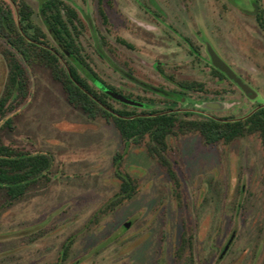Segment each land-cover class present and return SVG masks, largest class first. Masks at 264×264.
I'll use <instances>...</instances> for the list:
<instances>
[{
	"label": "rangeland",
	"instance_id": "374dc122",
	"mask_svg": "<svg viewBox=\"0 0 264 264\" xmlns=\"http://www.w3.org/2000/svg\"><path fill=\"white\" fill-rule=\"evenodd\" d=\"M146 1L71 0L84 23L82 43L103 80L126 94L146 96L119 72L132 69L138 80L170 90L173 85L155 68L161 63L179 77L204 82L208 100H216L205 107L195 104L202 103L205 95L194 94L192 107L218 117L242 116L253 103L231 84L212 79L210 44L238 77L260 92L259 101L264 102V32L255 23L251 4L264 5V0H155L160 10L154 11L168 14L167 23L144 13L141 3ZM27 2L35 11V21L44 26L39 0ZM101 7L108 23L100 15ZM173 24L194 39L198 59L169 28ZM96 40L105 41V58ZM7 73L0 54V95ZM28 73L30 97L0 135L8 145L51 155L53 166L46 178L11 206L7 191L0 189V264H178L173 256L184 228L195 237L199 257L194 263L217 264L226 233L245 218L250 222L244 237L221 264H230L243 248L253 250L255 214L246 210L238 218L234 208L240 199L245 208L255 204L253 193H262L264 147L258 136L230 146L207 144L199 134L170 137L167 155L181 187L176 193L167 170L149 155L145 143L126 145L112 122L90 118L72 107L48 68L36 66ZM118 173L136 180L137 194L113 211L101 213L120 192ZM242 190L248 193L245 198L239 195ZM129 224L131 228H125ZM206 242L209 250L202 255ZM66 248L69 253L63 262ZM241 264H256V260L246 255Z\"/></svg>",
	"mask_w": 264,
	"mask_h": 264
},
{
	"label": "trees",
	"instance_id": "16d2710c",
	"mask_svg": "<svg viewBox=\"0 0 264 264\" xmlns=\"http://www.w3.org/2000/svg\"><path fill=\"white\" fill-rule=\"evenodd\" d=\"M102 14L107 23L105 13ZM34 15L35 11L27 0H0V54L8 68L4 90L0 95V133L11 127L12 115L30 97L31 79L28 69L40 66L48 68L54 80L62 85L72 107L82 110L90 118L101 117L112 122L126 145L142 146L148 140L150 155L167 170L176 186H179V180L166 154L167 141L172 136L199 134L208 144H231L256 135L264 146V109L238 121H220L206 117L190 119V113L138 115L137 109L116 101L100 87L102 85L129 100L144 103L103 81L87 63L77 40L81 33V21L76 8L67 0H40V16L44 26L35 21ZM51 37L64 47L63 51L52 47ZM61 58L67 63L72 77L79 85L73 81ZM181 85L192 88V84ZM195 86L199 90L204 89L203 84L196 83ZM179 101L180 98L171 99L174 103ZM171 109L169 107L154 113ZM115 161L119 163L118 158ZM52 166L51 155L28 152L8 145L0 135V189L7 191L9 206L26 196L33 186L46 178ZM117 177L121 182L120 192L101 213L113 211L137 194L138 186L133 177L123 176L121 173Z\"/></svg>",
	"mask_w": 264,
	"mask_h": 264
},
{
	"label": "flooded vegetation",
	"instance_id": "af4514ba",
	"mask_svg": "<svg viewBox=\"0 0 264 264\" xmlns=\"http://www.w3.org/2000/svg\"><path fill=\"white\" fill-rule=\"evenodd\" d=\"M67 2L71 6H73L71 4V0H67ZM141 4H142L141 8L144 10V13L147 16H154V17L160 19L161 21L167 23V19L169 18L168 14H166V13L161 14L158 11H154L155 8L160 10V6L158 5V3L155 0H147L145 3H141ZM251 4L254 7L253 18L255 20V23L257 24L259 30L264 32V5H262V3L260 4V3L255 2V1H253ZM39 6H40V0H39ZM77 12L79 14L78 10H77ZM103 12L105 13V11H103V8L101 7L100 8V15L102 16V18L104 20V16L102 14ZM105 15H106L107 20H108V16L106 13H105ZM79 18H80V14H79ZM86 20L88 21V19H86ZM80 21H81L80 24L79 23L78 24H79V29H80L81 33L77 39L78 44L83 50V54H84L85 58L87 59V63L93 69L91 62H90V58H89L88 54L86 53L85 47L82 43V38L84 36V23H83L82 18H80ZM104 22H105V20H104ZM178 23L182 24L183 22H178ZM169 28L171 30L175 31L176 33H178L179 37H181L184 40V42L187 44L190 52L198 59L200 56V52H199V47L196 45V42L194 41V39L186 37L182 32H180L178 29H176V26H174V24L169 26ZM93 31H96V30L93 29ZM103 40H104V38H103ZM119 40L125 46H127L129 48H133V46L130 43H128L127 41L122 40V39H119ZM96 42H97V49H98L100 56L105 58V56L103 55L104 53H102V48L106 44L105 41H103L102 44L101 43L99 44L98 40H96ZM51 44H52V47L56 50H61V51L64 50L63 49L64 47H62V45H60L58 42H56L52 37H51ZM209 48L213 49L214 51L216 48H214L210 44L207 45V53H208L209 58H210V70H211L212 79L215 81H220L223 83L227 82V83L231 84L244 97H246V99L249 102L253 103L251 110L248 111L246 114H244L242 116H238V117L237 116L236 117H234V116H232V117H218L206 109H199V108L197 109V108L192 107L190 104L194 105V102H192L190 100L194 94H202V95L204 94L205 95V96H201V98H204L202 103H197V102L195 103V104H199V105L203 104L205 107H208V105L213 104L214 102H216V100H208L207 94L209 93V90L206 88V85L204 82H199V81L179 77V75H176L177 73H170L169 71H167L161 63H157L155 65V68L163 80H165L168 83L173 85V88L170 90H165V88H157V87L151 86V85H149L143 81L138 80L136 77L133 76L134 73H133L132 69L130 70L129 73H124L123 71H119L121 74H123L132 83H135L136 85H138L139 88L143 91V93L146 94V96H140V95L135 96V95L129 94V95L133 96V98L135 100H138V99L143 100L145 104L144 103H140V104L142 106L146 105V107H142V106L138 107V106H132V105H128V106H131L132 108L137 109L136 113L138 115H148V116L155 115L156 116V115L162 114L163 111H161V113H154L155 111H160V110H164L165 108L171 107L172 108L171 110H166V111L167 112L168 111H174L172 113H180V114L190 113V114H192V115L188 116V118H190V119H197L200 117H206L209 119L224 120V121H234V120L243 118L252 112L255 113L258 110L264 109V102L259 101L260 96H261L260 92H258L255 88H253L249 81H243L240 77H238L234 73L237 76V78L240 80V83H237V82L231 80L226 74H224L223 72H221L220 70H218L217 68L214 67V65L212 63L211 56L209 54ZM67 57H69L68 54H67ZM109 62L111 64V66H113L117 70L116 66L113 63H111L110 60H109ZM93 70L95 71V69H93ZM215 70H217L220 73H217ZM103 81H105V80H103ZM196 83L203 84L204 89L203 90L197 89L195 86ZM181 84H192V88H187L185 86H182ZM242 86L246 87L249 92L247 93ZM116 89L120 90L118 88H116ZM103 91L106 92V90H103ZM110 91L112 92V95H110L109 93L108 94L113 99L120 102L113 95H118V96H124V95H121L118 92H115L113 90H110ZM120 91H122V90H120ZM149 94L152 95V97H149L148 96ZM176 98H180L181 101H179L177 103L171 102V99L173 100ZM136 102L139 103L138 101H136ZM159 105L164 106V108H158ZM182 110H184V111H182ZM237 141H235V142H237ZM235 142H233L231 144L224 143V142H221V143H223L225 146H230V145L234 144ZM144 143L146 144V147L148 150L149 141L146 140ZM167 143H168V150H169V140L167 141ZM168 150H167L166 154H168ZM148 153H149V151H148ZM149 155H150V153H149ZM167 157L171 162V159L169 158L168 155H167ZM175 190H176V193H178L181 190L180 185L176 186ZM247 194L248 193L246 192V190H245V192L243 190L239 191V195L244 196L243 198H245ZM253 195L255 196V201H254L255 204H252L251 206H248L247 208H245L246 207L244 205L245 201L240 199L238 204H236L237 207L235 206L234 211L237 212V216L239 218V215H241V213L243 211L245 212L246 210L247 211L253 210V213L255 214V216L251 220V222H252V228H253V230H252L253 236L252 237H253L254 248L250 252H249V249L243 248L240 251V253H238V256L236 258H234L230 264H241L244 256H246V255H249V256L252 255V260H256V264H258V263L264 264V177L262 180V193L260 195H258V194L256 195L255 193H253ZM256 198L258 199V202L256 201ZM249 222H250V220L245 218V219L241 220L240 224L235 223V226L231 227V231L226 233L224 239L222 240V246L219 249V251L216 255V258H215V262L217 264H221L223 262L225 255L228 253V251H230L232 246H234L236 244V242L240 241V238L242 239L244 237V234L246 232L245 227L247 226V224H249ZM125 228L129 229V228H131V225L130 224L126 225ZM207 238H208V236H207ZM194 239H195L194 235H189L187 232V229L184 228V230L179 235L178 244L175 246V252H174V256H173V259L178 264H195L194 262H195V260L198 259L199 255L197 254V250L194 248L195 247L194 246ZM205 241H206V238H205ZM207 244H208L207 242L205 243V245L203 244V252L200 251V252H202V255L205 254L204 252L209 250V246ZM68 251H69V249H67V248L64 250L63 262L66 260V258L68 256V253H69Z\"/></svg>",
	"mask_w": 264,
	"mask_h": 264
},
{
	"label": "water",
	"instance_id": "95a60500",
	"mask_svg": "<svg viewBox=\"0 0 264 264\" xmlns=\"http://www.w3.org/2000/svg\"><path fill=\"white\" fill-rule=\"evenodd\" d=\"M15 7H16V5H15ZM16 10H17V7H16ZM19 25H20V22H19ZM209 54H210V56H211L212 63H213V65H214L215 68H217L218 70H220L221 72H223L224 74H226L231 80H233V81H235V82H237V83H240V80L237 78V76L234 74V72L230 69V67H229L226 63H224V62L222 61V59L216 54V52H215L213 49L209 48ZM61 59H62V61H64L63 58H61ZM64 63H65V66H66L67 69H68V72H69L70 76L72 77V74H71V71H70V69H69V66L67 65V63H66L65 61H64ZM72 79H73V81H74L77 85H79V84L74 80L73 77H72ZM100 87L103 88L104 90H106L107 93H109L110 95H112V92H111L110 90H108L106 87H104V86H102V85H100ZM242 87L245 89V91H246L247 93L249 92L248 89H247L246 87H244V86H242ZM82 89H83V88H82ZM113 96H114L116 99H118L120 102L124 103V104L132 105V106H138V107H141V106H142L140 103H137V102H135V101L129 100V99L123 97V96H118V95H113ZM108 110H109L110 112H112L113 114H115V115L118 116V114L114 113L112 110H110V109H108ZM182 111H184V110H182ZM172 112H174V111H168V112H164V113H162V114L172 113ZM253 113H254V112L250 113L249 115H247V116H245V117H243V118L237 119V120H235V121H238V120H244V119L250 117ZM220 121H224V120H220Z\"/></svg>",
	"mask_w": 264,
	"mask_h": 264
}]
</instances>
